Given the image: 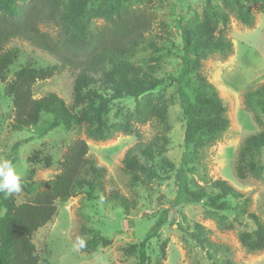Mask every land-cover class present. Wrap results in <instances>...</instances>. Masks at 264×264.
<instances>
[{
  "label": "rangeland",
  "instance_id": "obj_1",
  "mask_svg": "<svg viewBox=\"0 0 264 264\" xmlns=\"http://www.w3.org/2000/svg\"><path fill=\"white\" fill-rule=\"evenodd\" d=\"M243 3L255 13L252 25L237 18L232 0H125L121 3L93 0L90 9L102 6L105 13L127 8L150 9L155 13L157 20L152 32L126 59L140 70L153 68L154 76L163 80L155 91L138 101L133 98L112 101L105 116L108 134L105 140L94 139L87 123L74 126L70 131L63 126L50 129L53 117L46 114L41 115L35 127L20 132L12 130L13 99L6 94V85L25 67L44 69L58 63L25 41L10 42L8 48L19 49V56L5 72L4 81L0 79V157L13 161L29 189L40 191L45 189L41 183L53 180L60 173L63 156L77 139L85 140L89 146L88 157L107 169L104 197L99 191L91 193L87 188L77 189L68 200L58 202V213L53 221L34 234L33 243L40 254V264H138V255L126 254L127 248L153 233L157 220L166 210L173 224L163 225L160 235L150 240L149 264H264V250L251 251L240 240L242 233L255 229L251 215L264 223V171L259 178L249 175L240 180L236 175L238 154L244 140L248 135L264 131V107L258 104L256 97H248L256 91L263 92L264 87V11L259 12L258 6L248 0ZM219 13L229 15L227 24L219 18ZM205 20L214 23L216 37L223 36L232 42L231 53L185 51L182 25H195ZM105 23L104 18L97 17L91 26L100 27ZM40 27L43 32L57 36L56 27ZM186 55L202 62L201 71L219 91L229 120V128L213 142H206L198 160L189 161L188 176L193 188L203 186L210 194L216 193L211 186L218 179L243 193L244 199L228 198V211L212 210L204 202L171 208L178 189L176 171L164 170L159 157L154 163L146 164L144 157L136 153V158L146 166L138 171L137 183L125 168L127 152L140 142H154L156 154L175 163L177 169L181 166L186 152V120L173 78L182 72ZM188 78L182 85L192 95L194 88L189 85ZM49 93L63 98L76 115L87 106L85 103L74 108V75L68 69H61L51 79L35 84L34 98L40 99ZM137 102L149 111L165 110V119L151 114L141 122L136 113ZM128 126L133 133L125 131L124 127ZM35 157H50L52 165L45 167L43 163H35ZM261 165H264V152ZM32 170L34 174L29 177ZM112 191H118L128 200V215L110 198ZM32 196L23 184V190L12 197L18 206L29 202ZM6 215L3 209L0 224ZM196 225L205 230L203 244L193 236ZM77 237H84L86 242L94 237L102 240L93 252L74 251L72 245Z\"/></svg>",
  "mask_w": 264,
  "mask_h": 264
},
{
  "label": "trees",
  "instance_id": "obj_2",
  "mask_svg": "<svg viewBox=\"0 0 264 264\" xmlns=\"http://www.w3.org/2000/svg\"><path fill=\"white\" fill-rule=\"evenodd\" d=\"M125 0H117L118 3ZM264 11V0H248ZM93 0H0V79L4 81L5 72L18 58L19 49H9L11 41L18 39L32 47L52 56L57 65L44 69L25 67L16 73L14 79L5 87V92L13 99L14 123L12 130L20 132L24 128L39 124L41 115H51L53 121L50 129L60 126L70 131L83 123L89 125L91 135L96 140H105V116L114 100L140 97L155 91L163 80L153 74V68L140 70L127 56L147 39L152 32L157 17L150 9H123L105 13L102 6L90 9ZM237 8V18L246 25H252L255 13L243 3V0H232ZM227 24V13L217 14ZM106 20L104 25L92 28L94 18ZM41 25L54 26L57 36H51L41 30ZM184 49H191L207 54L220 52L229 54L233 50L231 41L223 36H215V25L205 20L195 25H182ZM154 47V46H153ZM206 57V56H205ZM61 69H68L74 75V108L86 103L81 114L72 113L63 98L56 93L36 99L33 89L38 81L51 79ZM202 62L199 59L184 58L182 72L173 78L186 120L184 143L186 152L181 166L166 157L156 154V144L138 143L130 149L124 159L125 168L132 173V181H139L138 171L146 169L137 158L138 152L145 163H154L157 157L160 166L165 170L176 171L175 180L177 194L171 208L178 209L192 203H206L212 210L228 211V198L244 199V194L236 190L227 181L218 179L212 182L215 194H210L203 186L193 188L188 176L189 161L196 162L206 142H213L221 133L229 128L226 107L217 88L202 73ZM188 78L192 86L189 95L182 85ZM102 91L110 93L106 96ZM248 97L257 98L264 107V87L262 91L251 93ZM136 113L141 122L149 115L155 114L161 120L166 117L165 110L149 111L141 102H137ZM128 133H133L128 126ZM264 152V131L248 135L240 147L236 165V175L245 180L249 175L259 178L264 171L261 156ZM89 146L85 140L77 139L69 145L63 156L60 173L51 181L41 183L44 190L29 189L33 194L29 202L16 205L13 197L0 193V215L3 209L7 215L0 224V264H40V254L33 243L34 234L53 221L58 213V202L68 200L77 189L87 188L91 193L99 191L104 197L106 193L104 179L107 169L88 157ZM35 159V163L45 167L52 165L50 157ZM34 161V160H33ZM34 174L31 171L32 177ZM110 198L115 200L128 215L129 202L118 191H112ZM247 202V200H245ZM169 210L162 213L157 220L155 231L145 237L139 244L130 246L126 254H137L138 264H149L148 246L150 240L160 235L165 224H173L168 218ZM255 224L252 232L240 235L241 242L251 251L264 250V223L255 215L250 216ZM195 240L203 244L205 230L202 226L194 227ZM100 237L86 242L84 250L93 252ZM165 251V245L163 246ZM217 264V263H213ZM229 264H233L230 263Z\"/></svg>",
  "mask_w": 264,
  "mask_h": 264
},
{
  "label": "clouds",
  "instance_id": "obj_3",
  "mask_svg": "<svg viewBox=\"0 0 264 264\" xmlns=\"http://www.w3.org/2000/svg\"><path fill=\"white\" fill-rule=\"evenodd\" d=\"M22 190V176L15 164L11 159L0 157V193H3L6 197H11ZM72 247L74 251L84 249L86 247V239L77 237Z\"/></svg>",
  "mask_w": 264,
  "mask_h": 264
}]
</instances>
